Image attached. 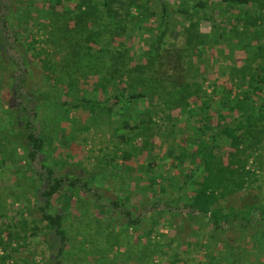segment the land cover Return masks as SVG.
Wrapping results in <instances>:
<instances>
[{
    "label": "rangeland",
    "instance_id": "rangeland-1",
    "mask_svg": "<svg viewBox=\"0 0 264 264\" xmlns=\"http://www.w3.org/2000/svg\"><path fill=\"white\" fill-rule=\"evenodd\" d=\"M37 1L41 5L40 0ZM162 3L166 4L168 16L165 25L168 42L181 43V27L192 20L198 21L200 32H210V25L204 20L209 16L206 11L185 7L184 0H149L147 9L157 13V19L143 22L142 27L127 36V44L132 46L134 54L149 47L152 35L148 30L150 26L157 29L162 19ZM21 4L22 0H0V17H13ZM31 10L26 11V15L23 13L24 20L20 26L11 25L9 34L4 32L0 22V32L4 37L8 36V40H0V52L3 47L8 50L0 53V264H59L57 257L62 244L55 229L43 218L42 209L63 217L62 228L68 240L61 253L62 264L203 262L201 244L205 242L208 220L186 217V210L181 211V215H176L177 211H163L161 203L152 206L157 201L177 197L176 189L182 182V174L173 160L181 147L186 146L187 140L164 137L162 121L154 115L151 137L148 140L139 137L128 144L118 140L114 132L115 125H120L123 118L128 117L135 122L126 105L119 107L104 101L90 105L73 104L83 94L81 88L86 84H80L65 94L68 91L67 80L75 77L72 71L66 73V65L72 66L71 56L74 57L75 52L68 39L54 42L50 33L37 25L32 29L34 36L28 38L31 39L28 46H35V50H28L23 57L21 52H25L27 43L18 41L9 46V42L24 39L25 32L18 31L17 34V30L25 27V18L37 14L35 9ZM132 11L136 13L134 8ZM240 12L232 8L223 13L215 10L211 16L213 23L221 28L225 41L221 44L211 42L202 55L213 64L210 65V76L216 77L219 83L226 80V75L219 73L221 68L228 72L234 60L238 64L241 62L244 56L242 45L248 41L250 46L264 42V37L258 39L250 33L240 37L234 31ZM155 30L150 31L154 33ZM63 42L65 44L61 46ZM39 49L41 53L35 56ZM14 60L22 63L20 68L15 67ZM85 76L89 86L96 80L91 74ZM46 93L47 96L43 95ZM97 96L104 98L101 92ZM148 101L137 103L132 112L146 118L142 110L157 108L153 93L148 96ZM33 113L36 114L34 132L43 138L44 144L36 161L28 158L30 144L24 129L26 119ZM215 152L219 155L217 149ZM43 165L53 168L59 176L81 178L92 191L63 186L58 193L46 198L43 191L48 185L40 174ZM192 167L188 164L182 170L186 174ZM256 174L250 185L230 197L229 202L236 208L264 206V169L256 171ZM95 190L108 203L125 198L121 207L133 216L140 214L143 220L141 228L151 230V233L130 226L124 215L110 208L98 207ZM174 202L175 206H180L182 201L179 204L178 200ZM171 213L174 214L172 217ZM258 228L250 231L255 233ZM175 234L178 238L169 244ZM258 250L260 254H252L247 264H264V246L256 248L255 252Z\"/></svg>",
    "mask_w": 264,
    "mask_h": 264
},
{
    "label": "trees",
    "instance_id": "trees-1",
    "mask_svg": "<svg viewBox=\"0 0 264 264\" xmlns=\"http://www.w3.org/2000/svg\"><path fill=\"white\" fill-rule=\"evenodd\" d=\"M148 1L40 0L41 5H38L37 0H22L16 14L11 18L0 17V22L4 32L9 34L11 25L20 26L26 11H37V14L25 18L22 30H17V34L18 31L25 32L24 39L9 42L11 47L18 41L27 43L25 52H21L23 57L28 50L36 49L28 46L31 41L28 38L34 36L32 29L37 25L49 32L54 42L68 39L75 52L74 57L71 56L72 66L66 65V73L72 71L75 77L67 80L68 91L65 94L80 84H86L81 88L83 94L73 104L90 105L104 101L108 105H126L135 122L127 117L120 125H115L118 140L128 144L139 137L148 140L154 130V115L162 121L164 137L187 140L186 146L181 147L173 160L182 174V182L176 189L177 197L157 201L152 206L161 203L163 211H177L175 214L181 215V211L186 210V217L208 220L205 242L201 244L204 260L200 264H247L252 254H260L259 250L255 252L256 248L264 246V206L236 208L229 200L252 183L257 176L256 171L264 169V42L258 46H250L249 41L242 45L244 56L241 62L238 64L234 60L228 72L222 68L219 70L222 76L226 75V80L221 83L216 77L211 78L213 64L202 54L211 42L221 44L225 41L221 28L213 23L211 17L215 10L223 13L231 8L238 9L241 12L234 23V31L240 37L244 33L258 39L264 37V0H184L185 7L206 11L209 16L204 20L210 25V32H200L198 21L192 20L181 27V43L167 41L165 25L168 16L166 4L162 3V19L157 29L150 26V30H156L154 33L148 30L152 35L149 47L134 54L132 46L127 44V36L142 27L143 22L157 19V13L148 11ZM10 21L14 22L10 24ZM2 34L0 32V40H8V36ZM246 46H249L248 50ZM4 48L0 53H7ZM40 53L39 49L34 55L39 56ZM20 61H13L15 67L20 68ZM87 74L96 77L90 86ZM99 92L103 93V99L97 98ZM150 93L154 94L157 108L142 110L146 118L136 116L132 112L133 107L142 100L148 101ZM43 95L47 96V93ZM148 105L152 106L149 101ZM35 116L33 113L26 119L24 128L30 144L28 158L31 161L37 160L44 146L43 138L34 132ZM188 164L193 167L185 174L182 169ZM40 174L48 185L43 191L46 198L58 193L63 186L92 191L81 178L59 176L49 166H41ZM162 192L165 193V188ZM94 193L98 207L110 208L124 215L130 226L146 231L141 228L143 220L140 214L133 216L121 207L125 198L108 203L103 201L97 190ZM174 201L177 204L182 202L175 206ZM42 210L43 218L60 238L62 246L57 261L62 264L61 253L68 240L62 228L63 217ZM254 228L259 231L252 233L250 230ZM146 233H151V230ZM176 236L178 234L169 240V244L178 238Z\"/></svg>",
    "mask_w": 264,
    "mask_h": 264
}]
</instances>
